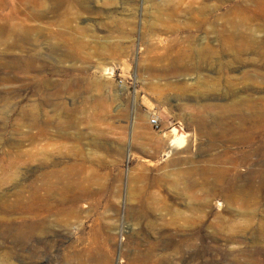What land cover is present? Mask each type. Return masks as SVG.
<instances>
[{
    "label": "rangeland",
    "instance_id": "1",
    "mask_svg": "<svg viewBox=\"0 0 264 264\" xmlns=\"http://www.w3.org/2000/svg\"><path fill=\"white\" fill-rule=\"evenodd\" d=\"M0 39V192L79 188L7 263L264 264V0H0Z\"/></svg>",
    "mask_w": 264,
    "mask_h": 264
},
{
    "label": "bare ground",
    "instance_id": "2",
    "mask_svg": "<svg viewBox=\"0 0 264 264\" xmlns=\"http://www.w3.org/2000/svg\"><path fill=\"white\" fill-rule=\"evenodd\" d=\"M1 19H3V17H1ZM20 39L23 41V27L21 28ZM1 42L0 39V45ZM202 110L204 112L207 111L206 106H204ZM208 110H210V108H208ZM203 115L205 116V114ZM180 135H182V133L177 132L175 138ZM54 165L55 164H52L51 166ZM4 182L5 180H2V183ZM75 185L76 182L74 178L69 175L63 176L59 174L55 168H51L41 173L39 183L32 186L27 196H23V185H20L12 192H0V250H2V253H0V264H3V262H10V258L14 257V253H17V251H14L16 248L13 250L12 247L14 248V246L16 247L17 245L22 247L23 242L28 240L31 236L35 234L42 235L43 238H41V240L39 239L40 243H45L46 240H48L46 235H48L47 229L50 222L47 221L46 216L50 212L56 214L66 213V204L77 199V197H75V190L78 187ZM23 207L30 209L37 218V221L31 224L28 230L25 228L27 225L23 227ZM13 212L21 213L22 216L15 220L8 216ZM8 239L10 240V246L6 244ZM90 247L91 246H89V248ZM89 248L84 247L83 250L75 249L73 255L79 257L86 255L88 257ZM42 252H44V250L41 251L38 249V251H35V257L40 259ZM19 257L21 256L19 255Z\"/></svg>",
    "mask_w": 264,
    "mask_h": 264
},
{
    "label": "built area",
    "instance_id": "3",
    "mask_svg": "<svg viewBox=\"0 0 264 264\" xmlns=\"http://www.w3.org/2000/svg\"><path fill=\"white\" fill-rule=\"evenodd\" d=\"M150 124H151L152 126H157V125H158V120H157L156 118H151V120H150Z\"/></svg>",
    "mask_w": 264,
    "mask_h": 264
}]
</instances>
